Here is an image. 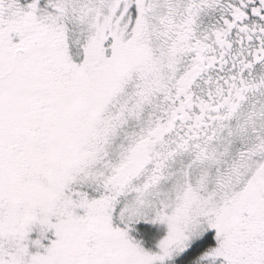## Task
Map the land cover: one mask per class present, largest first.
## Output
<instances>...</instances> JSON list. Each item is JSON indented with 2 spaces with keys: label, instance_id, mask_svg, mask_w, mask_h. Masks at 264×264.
Segmentation results:
<instances>
[{
  "label": "snow or ice",
  "instance_id": "obj_1",
  "mask_svg": "<svg viewBox=\"0 0 264 264\" xmlns=\"http://www.w3.org/2000/svg\"><path fill=\"white\" fill-rule=\"evenodd\" d=\"M0 264H264V0H0Z\"/></svg>",
  "mask_w": 264,
  "mask_h": 264
}]
</instances>
